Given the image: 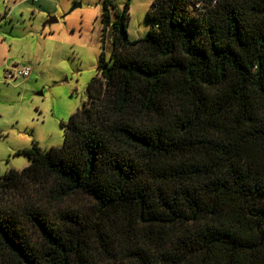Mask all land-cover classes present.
<instances>
[{
	"label": "trees",
	"instance_id": "16d2710c",
	"mask_svg": "<svg viewBox=\"0 0 264 264\" xmlns=\"http://www.w3.org/2000/svg\"><path fill=\"white\" fill-rule=\"evenodd\" d=\"M104 3L63 146L0 176V264H264V0H155L137 40Z\"/></svg>",
	"mask_w": 264,
	"mask_h": 264
},
{
	"label": "rangeland",
	"instance_id": "374dc122",
	"mask_svg": "<svg viewBox=\"0 0 264 264\" xmlns=\"http://www.w3.org/2000/svg\"><path fill=\"white\" fill-rule=\"evenodd\" d=\"M111 1L120 11L129 5V40L145 38L155 0ZM104 2L0 0V176L28 166L29 157L20 151L35 143L42 149L63 146V124L87 101V87L99 75L101 55L111 61L117 13L109 5L111 24L106 26ZM6 12L12 17L6 18ZM51 16L57 22L43 27ZM25 66L32 69L29 78L3 81L5 70ZM75 203L69 198L57 207Z\"/></svg>",
	"mask_w": 264,
	"mask_h": 264
},
{
	"label": "built area",
	"instance_id": "2783aa9c",
	"mask_svg": "<svg viewBox=\"0 0 264 264\" xmlns=\"http://www.w3.org/2000/svg\"><path fill=\"white\" fill-rule=\"evenodd\" d=\"M34 2H37L38 0H33ZM32 69L28 66L25 67H14L8 68L4 72L3 81L4 82H10V81H17L21 78H29L31 75Z\"/></svg>",
	"mask_w": 264,
	"mask_h": 264
},
{
	"label": "water",
	"instance_id": "95a60500",
	"mask_svg": "<svg viewBox=\"0 0 264 264\" xmlns=\"http://www.w3.org/2000/svg\"><path fill=\"white\" fill-rule=\"evenodd\" d=\"M75 7H77V6H75ZM75 7H74V8H75ZM78 7H79V6H78ZM74 8H73V9H74ZM57 20H58L57 17H55V16H51V17H49L47 20H45V22L43 23V27H46L47 25H51V24H53V23H56Z\"/></svg>",
	"mask_w": 264,
	"mask_h": 264
},
{
	"label": "crops",
	"instance_id": "0c3cea01",
	"mask_svg": "<svg viewBox=\"0 0 264 264\" xmlns=\"http://www.w3.org/2000/svg\"><path fill=\"white\" fill-rule=\"evenodd\" d=\"M30 2H33L34 4H36V3H39V0L37 1V2H34L33 0H30ZM9 10V9H8ZM8 12V11H7ZM7 12H6V14H5V16H7L6 18H8V17H12L11 16V12H10V14H8L7 15ZM4 46H5V48L7 49H9V47L7 46V44L6 43H4ZM9 52H11V50H8ZM5 63L6 64H8V60H5ZM3 64H0V66H2ZM9 66V65H8ZM7 65L5 66V67H8Z\"/></svg>",
	"mask_w": 264,
	"mask_h": 264
}]
</instances>
